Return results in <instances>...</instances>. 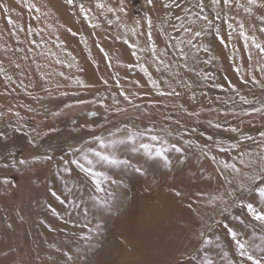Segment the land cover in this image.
Wrapping results in <instances>:
<instances>
[{
    "label": "rangeland",
    "instance_id": "rangeland-1",
    "mask_svg": "<svg viewBox=\"0 0 264 264\" xmlns=\"http://www.w3.org/2000/svg\"><path fill=\"white\" fill-rule=\"evenodd\" d=\"M262 29L264 0H0V264H253L229 228L264 258Z\"/></svg>",
    "mask_w": 264,
    "mask_h": 264
},
{
    "label": "snow or ice",
    "instance_id": "snow-or-ice-1",
    "mask_svg": "<svg viewBox=\"0 0 264 264\" xmlns=\"http://www.w3.org/2000/svg\"><path fill=\"white\" fill-rule=\"evenodd\" d=\"M72 0H68V3H71ZM214 3L218 2V0H213ZM255 0H249V3H254ZM149 3H151V0H149ZM224 3L227 4L229 3V0H224ZM102 7V5H100ZM5 7V10H7V7ZM81 10L83 11V7L81 6ZM109 11H111V9H109ZM246 11H250V9H246ZM205 19H207V17H205ZM9 23H12L11 19L9 18ZM229 27H231V25H229ZM241 29H243V25H241ZM262 31H264V29H262ZM242 35H244L243 31L241 32ZM244 39L245 41L247 42L249 39L252 40V43L253 45L259 49L262 53H264V45L260 44V43H257L256 42V38L255 37H248L247 35H244ZM217 127H219V125H217ZM232 131H235V129H232ZM262 136H264V133H261ZM152 139L156 140V139H159L158 137H153ZM141 147L143 149H145V151L147 152H151V148L152 146L149 145V144H142ZM179 151V149H177ZM156 154L159 155V156H164V150L162 148H159L156 150ZM165 160H167V157L165 156L164 157ZM103 159H109V157H103ZM113 163L117 162L115 160L112 161ZM73 163H77L81 168H83V165H80L78 161H73ZM225 168H232L234 171H237L239 172L240 169L236 167L235 164H227L225 163L224 165ZM67 170V169H66ZM85 171L91 173L93 176H95L96 174L92 172V169L91 168H88V169H85ZM254 179L256 180H262L264 181V176H256ZM7 182V181H5ZM99 180L96 181V184H97V187H99ZM241 187L243 188L244 185H241ZM251 191V189H249ZM259 194H260V197L262 199H264V187H259L256 189ZM177 195H179V193H177ZM241 204L246 208V211L248 214H250V216L255 220V221H258L260 222L261 224H264V207H260V208H257L254 203H247V204H244L243 201H241ZM228 232L230 233V235L232 236V238L235 240V243L237 245V247L239 248L240 250V256L241 257H247V260L249 261H252L253 264H264V258H257L256 256H254L248 249L249 247H253L255 245H250L248 243V241L244 240H240V239H237V233L229 228L228 229Z\"/></svg>",
    "mask_w": 264,
    "mask_h": 264
}]
</instances>
